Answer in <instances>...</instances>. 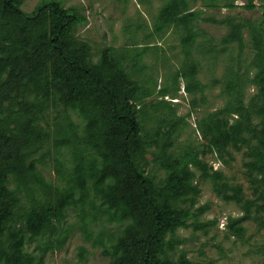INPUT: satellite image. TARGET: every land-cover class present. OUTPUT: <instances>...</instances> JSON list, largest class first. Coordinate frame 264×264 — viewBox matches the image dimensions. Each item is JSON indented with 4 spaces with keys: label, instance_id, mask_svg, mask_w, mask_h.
I'll list each match as a JSON object with an SVG mask.
<instances>
[{
    "label": "trees",
    "instance_id": "1",
    "mask_svg": "<svg viewBox=\"0 0 264 264\" xmlns=\"http://www.w3.org/2000/svg\"><path fill=\"white\" fill-rule=\"evenodd\" d=\"M235 1L229 0L228 7L234 8ZM255 1L246 0L244 8L255 9ZM258 1L264 10V0ZM21 4L22 0H0V264H44L42 255L65 246L70 233L62 225L67 208L87 203L96 211L94 220L103 216L107 223L125 225L120 234L107 235L108 246L104 232L93 242L111 258L109 264H193L184 253L177 260L169 257L180 244L174 236L178 229L191 226L207 232L215 224H189L188 208L178 206L190 202L192 207L199 192L190 165L203 178H211L214 190L225 200L241 204L245 217L253 208L264 211V58L258 49L254 60L257 73L251 80L257 91L248 104L238 96L240 84L234 73L226 90L236 97L230 96L232 100L224 108L208 114L198 125L207 139L204 153L215 152L219 158L229 147L240 149L249 141L255 142L247 154V175L257 197L243 200L240 188L228 195V186L219 183L221 172L212 171L194 151L183 156L169 154L173 125L163 135L160 153H153L166 171L159 187L142 166L147 149L157 146V140H145L140 116L148 107L168 109L163 98L170 89L164 87L157 92L153 86L146 91L147 79L143 76L139 82L134 78L135 72L145 69L141 58L147 48L131 56L129 74L108 51L92 64L70 41L76 15L56 1L42 3L31 15L22 11ZM198 16V12H189L184 0H166L155 32L182 27V44L189 48L197 38L193 26ZM259 30L264 37V26ZM221 43L220 53L233 43L241 46V25H231ZM195 75V68H183L176 74V84L179 77L187 80L185 90L191 94L200 87L194 85ZM27 90L34 93L32 101L21 93ZM54 94L59 95L66 113L75 111L85 121L83 135L77 141L71 123L54 143L55 151L60 146L71 147L74 158L66 173L68 186L55 190V201L47 195L46 190L52 188L37 171L39 159H34L48 138L37 124L38 115L48 108ZM154 94L162 99L141 105L143 99ZM231 115L237 117L232 123ZM254 118L259 119L255 125ZM156 137L160 139L158 132ZM20 194L27 198L26 206ZM229 225L241 237L243 229L232 222ZM83 232L89 240L90 231L84 228ZM42 239L38 247L41 256L27 251V244ZM78 255L80 261L84 260L86 250L80 248Z\"/></svg>",
    "mask_w": 264,
    "mask_h": 264
},
{
    "label": "rangeland",
    "instance_id": "2",
    "mask_svg": "<svg viewBox=\"0 0 264 264\" xmlns=\"http://www.w3.org/2000/svg\"><path fill=\"white\" fill-rule=\"evenodd\" d=\"M47 1L59 2L64 9L77 16L78 20L69 32L70 41L75 49L82 50L89 57L92 64H96L102 53L108 51L129 74L133 66L131 56L147 48L141 58L145 69L135 72L134 78L139 82L143 76L147 79L144 84L146 91H151L153 86L157 92L164 87L170 89L163 98L169 104L168 109L148 107L146 113L140 116L145 140H157V146L147 149L142 166L159 187H162L166 171L155 160L153 153H160L163 135L173 125L175 131L171 135L169 154L183 156L194 151L198 159L208 164L212 171L221 172L223 179L219 183L228 186V195L240 188L243 200L257 197L247 175V163L250 161L247 154L255 142L249 141L248 145H242L240 149L229 147L227 154L219 158L215 152L204 153L207 139L202 136L198 125L208 114L224 108L232 100L230 96L236 97L235 93L226 90L234 73L238 75L240 84L238 96L245 105L257 91L251 83L257 73L254 67L257 49L264 58V37L259 30L264 26V10L259 7L261 3L258 0L254 2L256 8L253 10L244 8L246 0L235 1L234 8L228 7L229 0H184L189 12L199 13L193 26L197 38L189 48L182 44V27L170 26L162 33L155 32L166 0H22L21 9L26 15H31ZM236 24L241 25L242 45L233 43L220 53L223 38L230 32V26ZM185 66L196 69L194 85L199 84L201 87L191 94L185 90L187 80L179 77L176 84V74ZM21 93L26 99L33 100L34 93L28 90ZM161 99L154 94L143 99L141 105ZM21 101L22 98H19ZM49 101L48 108L38 115L37 121L42 133H46L48 138L41 150L35 153L34 159H39L37 171L44 182L51 186L52 189H47L46 193L55 201V190L68 186L66 173L73 166L74 158L71 147L60 146L55 151L54 143L60 132L66 131L71 123L73 126L69 128L77 141L83 135L85 121L75 111L66 113L58 94H54V98H49ZM236 118L231 115L230 123ZM258 121V118H254L253 125ZM157 132L160 139L156 137ZM189 167L195 173L194 184L199 192L194 197L192 207L190 202H181L178 206L188 208L189 224L212 221L215 224L209 226L207 232L194 230L191 226L178 229L174 236L180 244L169 253V257L177 260L184 253L193 264H264V211L253 208L250 215L245 217L241 204L225 200L214 190L211 178H203L193 165ZM20 197L26 206L27 198L24 194H20ZM75 197L79 199V194L76 193ZM95 205L98 206L97 201ZM95 213L88 203L70 206L62 224L70 230L65 246L42 255L38 250L44 242L42 239L27 244V251L38 257L42 255L44 264H109L111 258L105 257L102 249L93 246V242L104 232L108 246L107 235L120 234L125 225L107 223L103 221V216L94 220ZM231 222L243 229L241 237L231 229ZM84 228L91 233L89 240H86ZM80 248L86 250L82 261L78 255Z\"/></svg>",
    "mask_w": 264,
    "mask_h": 264
}]
</instances>
